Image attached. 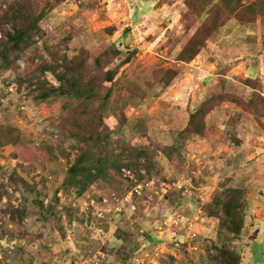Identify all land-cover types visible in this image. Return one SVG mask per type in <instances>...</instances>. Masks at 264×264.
<instances>
[{
  "label": "rangeland",
  "instance_id": "rangeland-1",
  "mask_svg": "<svg viewBox=\"0 0 264 264\" xmlns=\"http://www.w3.org/2000/svg\"><path fill=\"white\" fill-rule=\"evenodd\" d=\"M246 1L259 7L0 0V264L223 263L232 238L210 213H222L225 191L264 203V0ZM43 13L3 68L8 34ZM197 43L199 58L184 62ZM72 61L90 97L58 93ZM86 151L122 168L81 193L69 172ZM260 209L248 224L264 223Z\"/></svg>",
  "mask_w": 264,
  "mask_h": 264
},
{
  "label": "trees",
  "instance_id": "trees-1",
  "mask_svg": "<svg viewBox=\"0 0 264 264\" xmlns=\"http://www.w3.org/2000/svg\"><path fill=\"white\" fill-rule=\"evenodd\" d=\"M212 2L216 1H224L227 6V13L229 15L234 14H240L244 10H253L259 7V1L253 2L246 6V0H211ZM44 13L40 16H38L35 21L30 25V27L23 29V28H16L14 31V34H8V43L6 44L4 53L2 54V59L5 61L3 68H6L8 64V59L11 54V52H17L22 51L24 49V44H26L27 39L31 35V29L37 30L40 21L43 19ZM196 51L194 52L191 57L184 59L183 61L186 63H191L199 58L200 51H201V44L197 43L195 44ZM117 56L121 55V51H116L115 53ZM132 61V57H128L123 61L124 65L130 64ZM99 62V59L97 60ZM76 64V61H72L70 65L67 66V71L64 73V76L61 79V82H64L66 84H63L64 89L59 91L58 93H61L64 91L65 94L71 95L72 97L78 98V99H84L86 98L84 95H87V97H90L89 94L86 93L85 88H81L80 86V80L79 78L74 74L75 69L73 68ZM61 77V76H60ZM114 73L108 72L107 76V82H114ZM65 80V81H64ZM75 84H79V86L76 88ZM112 91L109 90L105 99L104 104L105 106L110 98H111ZM48 97V95L45 96V99ZM262 99L260 96L257 97ZM263 101V99H262ZM102 114L99 117V120L102 122L103 118L101 117ZM97 117V115H96ZM193 119V117H192ZM199 131V130H198ZM196 135L199 137L201 136L200 132H195ZM102 135H99V138H101ZM103 140L101 139L99 143L102 144ZM98 143V144H99ZM131 155L136 158V156L140 159L142 151H138V149H131ZM119 163V166L116 167V164ZM125 166L130 167L131 164H126ZM117 168L118 171H120V168H122L121 161H112V159L108 156H104L103 153L101 155L97 153H91V152H83L75 165L70 169V183L74 187H78L81 193L85 192L87 188L94 184L99 179H106L108 178V172L111 170V168ZM225 199L226 201L223 204H218L220 207H222V213L217 216L215 213H210L212 217H217L220 221V232L221 234L225 233L226 236L230 239H224L223 247L219 249V258L222 259V264H240V255L237 253L234 247H231V243L235 240H237L239 237H241L242 232L244 230L245 226V219H246V212L248 210V205L244 203V194L242 190L239 189H232L229 188L225 191ZM216 208V206H215ZM244 213V214H243ZM231 236V237H229Z\"/></svg>",
  "mask_w": 264,
  "mask_h": 264
},
{
  "label": "crops",
  "instance_id": "crops-1",
  "mask_svg": "<svg viewBox=\"0 0 264 264\" xmlns=\"http://www.w3.org/2000/svg\"><path fill=\"white\" fill-rule=\"evenodd\" d=\"M262 58L264 59V54ZM258 66L262 67L261 61H258ZM263 76H264L263 71H259V75L256 78H259L264 82ZM208 80H212V79H208ZM251 80H257V79H251ZM255 203L248 205V211L256 212L258 208L259 209L261 208L260 210L264 212V203H260L259 205L257 204L258 202ZM247 219H245V226L241 237H239L237 240L234 241L235 246L237 247L235 246L233 247L235 248V250L236 249L238 250V254L240 255L241 258L240 264H264V223L256 220L252 224H248ZM249 229H251V231L254 229V232L251 236L249 235L248 232Z\"/></svg>",
  "mask_w": 264,
  "mask_h": 264
},
{
  "label": "built area",
  "instance_id": "built-area-1",
  "mask_svg": "<svg viewBox=\"0 0 264 264\" xmlns=\"http://www.w3.org/2000/svg\"><path fill=\"white\" fill-rule=\"evenodd\" d=\"M124 172H125V174H126V177H129V178L132 179V180L134 179V175L132 174L131 171H129V170L127 171V170H125ZM150 185H151L150 182L145 183V184L138 183V184L135 186L134 191H133L132 193H130L129 196H127L126 201H127L128 203H130L131 200L133 199V197H134L135 194H137V195H141L142 191H143L146 187H149ZM118 210L120 211L121 209H118ZM179 222H180V221H179ZM175 223H177V222H175ZM196 236H197V235H193L192 238L195 239ZM177 246L179 247V244H178ZM194 249L197 250L198 247H195Z\"/></svg>",
  "mask_w": 264,
  "mask_h": 264
}]
</instances>
